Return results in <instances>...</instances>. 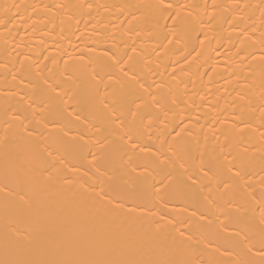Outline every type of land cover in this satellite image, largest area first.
I'll return each mask as SVG.
<instances>
[{
    "label": "bare ground",
    "instance_id": "1",
    "mask_svg": "<svg viewBox=\"0 0 264 264\" xmlns=\"http://www.w3.org/2000/svg\"><path fill=\"white\" fill-rule=\"evenodd\" d=\"M0 264H264V0H0Z\"/></svg>",
    "mask_w": 264,
    "mask_h": 264
},
{
    "label": "snow or ice",
    "instance_id": "2",
    "mask_svg": "<svg viewBox=\"0 0 264 264\" xmlns=\"http://www.w3.org/2000/svg\"><path fill=\"white\" fill-rule=\"evenodd\" d=\"M165 7L166 8H172L173 7V5L171 4V3H167L166 5H165ZM229 171H231V169H229ZM236 175H239V171L237 170V172H236Z\"/></svg>",
    "mask_w": 264,
    "mask_h": 264
}]
</instances>
